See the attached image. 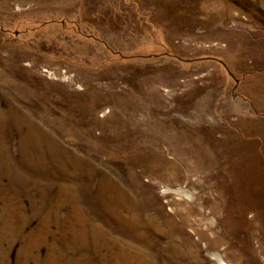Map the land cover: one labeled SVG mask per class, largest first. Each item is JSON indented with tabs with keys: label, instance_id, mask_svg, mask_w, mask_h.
I'll list each match as a JSON object with an SVG mask.
<instances>
[{
	"label": "rangeland",
	"instance_id": "374dc122",
	"mask_svg": "<svg viewBox=\"0 0 264 264\" xmlns=\"http://www.w3.org/2000/svg\"><path fill=\"white\" fill-rule=\"evenodd\" d=\"M118 242L264 264V0H0V264Z\"/></svg>",
	"mask_w": 264,
	"mask_h": 264
},
{
	"label": "bare ground",
	"instance_id": "6f19581e",
	"mask_svg": "<svg viewBox=\"0 0 264 264\" xmlns=\"http://www.w3.org/2000/svg\"><path fill=\"white\" fill-rule=\"evenodd\" d=\"M191 169V168H190ZM125 208V209H124ZM124 208H122L123 209V211L125 210V211H129L128 210V207H124ZM122 215V214H121ZM122 218H123V222H124V220H126V221H128V223L130 224V226H127L126 228H129V230L132 232V230L131 229H133V227L134 226H136V221H134V218L136 217H134V215L133 214H130L129 216L128 215H122L121 216ZM135 220H137L138 221V219H136L135 218ZM135 223H134V222ZM152 224V223H151ZM127 225V224H126ZM126 232V231H125ZM126 237V236H125ZM131 238V237H130ZM118 243H120L118 246H119V248H116L118 251H119V254H122V255H120L124 260H125V262L124 263H119V264H128V263H130V264H154L153 262H151V260H150V262H149V260H147L146 259V255L144 256V255H141L139 252H137V251H135V250H133L134 248H131V247H126L125 245H124V243H122V242H118ZM149 258V257H148ZM151 258V257H150ZM147 260V261H146Z\"/></svg>",
	"mask_w": 264,
	"mask_h": 264
}]
</instances>
